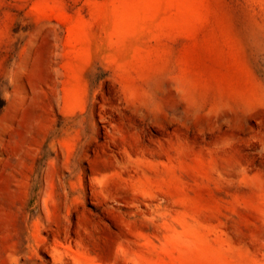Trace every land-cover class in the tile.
<instances>
[{
    "label": "rangeland",
    "instance_id": "1",
    "mask_svg": "<svg viewBox=\"0 0 264 264\" xmlns=\"http://www.w3.org/2000/svg\"><path fill=\"white\" fill-rule=\"evenodd\" d=\"M0 264H264V0H0Z\"/></svg>",
    "mask_w": 264,
    "mask_h": 264
},
{
    "label": "trees",
    "instance_id": "2",
    "mask_svg": "<svg viewBox=\"0 0 264 264\" xmlns=\"http://www.w3.org/2000/svg\"><path fill=\"white\" fill-rule=\"evenodd\" d=\"M2 106H3V105H2V101H0V110H1Z\"/></svg>",
    "mask_w": 264,
    "mask_h": 264
}]
</instances>
